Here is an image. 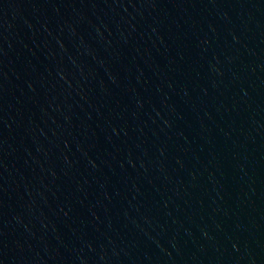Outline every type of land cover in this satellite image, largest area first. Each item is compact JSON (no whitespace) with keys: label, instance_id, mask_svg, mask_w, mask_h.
Listing matches in <instances>:
<instances>
[{"label":"water","instance_id":"95a60500","mask_svg":"<svg viewBox=\"0 0 264 264\" xmlns=\"http://www.w3.org/2000/svg\"><path fill=\"white\" fill-rule=\"evenodd\" d=\"M0 264H264V0H0Z\"/></svg>","mask_w":264,"mask_h":264}]
</instances>
